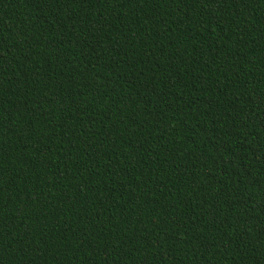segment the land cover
Here are the masks:
<instances>
[{"label":"trees","instance_id":"trees-1","mask_svg":"<svg viewBox=\"0 0 264 264\" xmlns=\"http://www.w3.org/2000/svg\"><path fill=\"white\" fill-rule=\"evenodd\" d=\"M0 264H264V0H0Z\"/></svg>","mask_w":264,"mask_h":264}]
</instances>
